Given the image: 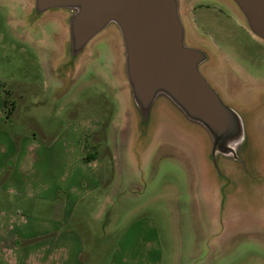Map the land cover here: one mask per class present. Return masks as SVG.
Returning <instances> with one entry per match:
<instances>
[{"label":"rangeland","instance_id":"rangeland-1","mask_svg":"<svg viewBox=\"0 0 264 264\" xmlns=\"http://www.w3.org/2000/svg\"><path fill=\"white\" fill-rule=\"evenodd\" d=\"M186 3L192 30L232 68L230 85H264V44L223 5ZM14 7L0 1V100L14 107L8 121L0 113V244L10 253L8 261L0 246V264H264V241L212 249V188L201 181V195L194 192L193 163L162 141L166 133L153 126L132 147L142 161L121 156L124 103L108 67L117 50L111 30L87 50L94 67L63 86L39 45L14 31ZM257 96L249 112L239 108L250 128L264 121V90Z\"/></svg>","mask_w":264,"mask_h":264},{"label":"water","instance_id":"water-1","mask_svg":"<svg viewBox=\"0 0 264 264\" xmlns=\"http://www.w3.org/2000/svg\"><path fill=\"white\" fill-rule=\"evenodd\" d=\"M24 1L16 29L31 40L40 32L45 67L63 86L98 62L87 52L95 39L109 29L116 36L108 67L124 103L121 156L142 161V149L133 155L132 147L138 149L153 126L154 133H166L162 141L193 163L194 192L201 195V181L203 190L212 188L206 205L215 217L212 249L243 238L264 241V121L250 128L244 111L264 85H230L232 68L215 44L192 30L187 0ZM212 1L264 44V0ZM202 198L205 209L204 192Z\"/></svg>","mask_w":264,"mask_h":264},{"label":"flooded vegetation","instance_id":"flooded-vegetation-1","mask_svg":"<svg viewBox=\"0 0 264 264\" xmlns=\"http://www.w3.org/2000/svg\"><path fill=\"white\" fill-rule=\"evenodd\" d=\"M0 1H10L11 3H15V7H14V10H13V24H14V31L19 35V31H18V29H16V26H15V23H16V17L19 15V13H20V11H21V9L23 8V3H25V1L24 0H0ZM20 36V35H19ZM23 40H30V41H32L33 43H37L38 45H39V50L41 49V46H42V42H41V40H40V37H41V34H40V32H39V34L37 35V36H35L34 37V39H28V38H25L24 36L22 37V36H20ZM7 98L5 97V99L3 100V102L4 101H8V99H9V103H6V102H4V105H5V103L7 104V115H9V114H12V111H13V109H14V107H13V102H10L11 101V99L10 98H8L7 100H6ZM8 105H9V107H8Z\"/></svg>","mask_w":264,"mask_h":264},{"label":"crops","instance_id":"crops-1","mask_svg":"<svg viewBox=\"0 0 264 264\" xmlns=\"http://www.w3.org/2000/svg\"><path fill=\"white\" fill-rule=\"evenodd\" d=\"M3 105H4V102L3 101H1L0 100V113L4 116V118H6V120L8 121V120H10V116H11V114H9V115H7L4 111H3ZM23 145V144H22ZM26 148H25V155H26V157H28V152H29V147H28V142L26 143ZM23 159H24V155H23ZM59 162L61 163V160H60V157H59ZM59 172H60V170H59ZM11 223V225H9V229H11V226H12V222H10ZM7 225L8 224H4V226L5 227H7ZM0 228H2V227H0ZM0 246L3 248V250L5 251V253L7 254V256H8V258H6V259H8V261L10 260V256H9V251L8 252H6L7 251V247H8V243H7V241L5 242V243H1L0 244ZM1 263H2V261H0ZM5 262H6V260H5ZM11 263V262H10Z\"/></svg>","mask_w":264,"mask_h":264},{"label":"trees","instance_id":"trees-1","mask_svg":"<svg viewBox=\"0 0 264 264\" xmlns=\"http://www.w3.org/2000/svg\"><path fill=\"white\" fill-rule=\"evenodd\" d=\"M90 158H91V159H95V157H93V156H91ZM91 159H88V160H91Z\"/></svg>","mask_w":264,"mask_h":264}]
</instances>
